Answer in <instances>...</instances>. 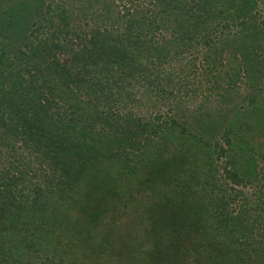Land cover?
<instances>
[{
	"label": "trees",
	"instance_id": "obj_1",
	"mask_svg": "<svg viewBox=\"0 0 264 264\" xmlns=\"http://www.w3.org/2000/svg\"><path fill=\"white\" fill-rule=\"evenodd\" d=\"M55 2L0 1V140L6 139L12 146L7 150L12 159L7 158L0 171V264H88L79 253L84 244L94 242L92 248L99 251L116 248L106 246L108 233L95 234L104 212L92 193L98 178L95 167L115 161H123L128 167L121 155L150 152L155 137L156 158L176 141L188 146L193 144L189 139H195L187 135L184 121L171 118L155 126L125 105L131 101L134 82L139 80L144 83L142 88L160 91L164 98L172 97L177 88V93L187 98L194 94L180 87L189 83L187 77L167 72L165 83L159 84L157 71L146 68L147 64L152 69L165 62L170 64V58H165L169 51L189 54L200 47L205 51L202 67L219 83L229 77L234 84L240 75L256 76V93L244 96L236 117L228 123L222 118L207 122L211 132L202 127L206 135L211 133L210 141L214 143L191 145L188 156L184 152L180 156L193 166L183 171L184 180L187 174H201L197 161L204 156L206 181H212L217 172L215 160L224 159V180L238 187L256 184L255 209L264 210V184L258 186L261 174L254 164L246 171L238 167V155L230 141L237 128L233 124H245V113L255 111L261 118L264 114V29L258 27L264 20L257 0H149L144 6L127 0L120 8L115 7L116 17L109 9L107 14H89L98 21L89 31L77 30L65 4L53 6ZM161 31L170 37L159 46L157 36ZM231 33L235 34L233 38ZM170 47L173 50H167ZM222 57L234 63L233 73L218 68L214 74ZM163 83L172 86L165 89ZM221 89L229 101V84ZM178 136L184 139L177 140ZM112 181H103L102 187L96 181L106 198L115 193ZM89 185L91 188L85 189ZM75 189L79 190V199L73 203H80L76 210L83 213L82 218L71 216L69 212L74 208L65 206ZM182 216L187 221V216ZM177 217L176 213L175 222L160 229L156 247L148 256L151 262L143 264H183ZM216 217L212 227L216 235L207 233L208 238H220V247L234 246L228 257L234 264L253 259L249 251L264 258V249L249 247L254 225L264 222V217L245 220L242 212L232 216L220 205ZM197 221L191 223L192 229L198 228ZM96 238H101L97 246ZM132 252L136 253L135 248ZM133 254L125 252L121 261L132 264L143 255ZM193 257L196 263L203 260ZM206 262L226 264L222 260Z\"/></svg>",
	"mask_w": 264,
	"mask_h": 264
},
{
	"label": "rangeland",
	"instance_id": "obj_2",
	"mask_svg": "<svg viewBox=\"0 0 264 264\" xmlns=\"http://www.w3.org/2000/svg\"><path fill=\"white\" fill-rule=\"evenodd\" d=\"M103 1L56 0L53 6L65 4L63 6L68 10L72 25L77 30L89 31L98 23L97 20L90 18L89 14H107L106 9H109L110 14L116 17L115 7L120 8L123 5L122 2H127V0H105V3ZM133 1L144 6L149 0ZM257 2L259 4V14L263 21L264 0H257ZM109 3L112 4L109 5ZM258 27L264 29V24ZM230 35L233 38L235 34L231 33ZM169 37L170 35L161 31L157 36L160 39L157 44L162 46ZM167 50H173V48L170 47ZM204 52L200 47L192 50L189 54L175 55L169 51L166 53L165 58H170V64L165 62L156 69H152L150 64L145 65L150 72L157 71V75L160 77V79L158 78L159 84L164 82L167 72H170L171 75L178 74V76L187 77L189 83H183L180 87L188 91L193 90L194 94L191 97L187 98L177 93V88L172 97L164 98L160 91H155L153 88L146 86L142 88L144 83L139 80L137 83L134 82L135 88L131 92V101L125 103L127 107L129 105L132 113L145 121H151L155 126L161 125L171 118L186 122L187 135L195 136V139L188 137V139L191 138L189 139L190 142L193 141V144H191L193 147L204 142L212 145L214 141H210L211 133L206 135L202 131V127L211 132L206 123L218 118H222L228 123L230 119L236 117L237 109H240L239 106L245 101L244 96L252 95L257 90L254 87L256 76L248 78L240 75L234 84L231 83L232 79L230 77L229 79L225 78L224 83L223 81L219 83V79H213L214 75L202 67L204 65L202 58ZM222 59V63L216 65L214 74L218 73V68H222L220 70L223 71L227 70V73H233L236 70L234 63H228L224 57ZM228 65L232 69H229ZM152 74L154 76V73ZM226 83L229 84V89L232 90L229 101L223 97V90H220ZM163 86L165 89H169L172 85L167 83ZM199 86H201V89L198 88ZM219 86L221 87L219 88ZM211 87H217V89L211 90ZM177 96L182 97L178 98ZM123 108L124 103L122 110ZM245 114L247 116L245 117V124L241 122L237 124V121L233 124V126L237 125V128H234L235 138L230 140L232 150L238 155L236 156L239 159L238 167L246 171L250 167L252 168L253 164L256 166L257 171L259 170L261 174L258 186H263L264 114L263 118L255 111H248ZM158 116L159 119H157ZM0 134H3L2 127H0ZM180 137L178 136L177 140L184 139ZM156 141L155 137L150 152L146 150L144 154L142 152L123 153L121 159H125L129 163V168L123 161H115L112 164H99L95 167L98 178L95 179L92 193L94 197L98 198L96 201L100 202L104 208V212L100 214L101 220L98 221L99 227L95 230V234L99 236L108 233L110 239L106 246H117L115 249L112 248L113 250L99 251V248H92L95 247L94 242L90 245L84 244L79 252L83 256L81 260L87 261L88 264H120V262L121 264H127L126 261H121V258L125 252H128L130 254L134 253L133 256L143 254L141 257L138 256L132 264L151 262L148 256L156 247L160 229L167 223L175 222L177 213L179 221L175 224L181 231L178 232V235L183 245V255L181 257L183 264H206V260L214 262L222 260L226 264H234V261L228 258L232 256L230 251L235 250L234 246L220 247L218 245V242H221L220 238L218 239V236L217 239L213 238L214 236L208 238L207 233L210 235V232H213L216 235V231L212 227L215 220L218 219L216 216L219 205L224 212H228L232 216H238L242 212L246 216L243 217L245 220L249 218L253 221V216L264 217V210L255 209L257 204L255 188L257 185L238 187L224 180V174H222L224 159L215 160L213 165L217 169L215 179L206 181L207 171L204 164L207 159L204 156L197 161V167L202 170L201 174L198 177L193 173L191 175L187 174L184 180L183 175L185 172L183 171L193 166L187 164L185 158L182 159L180 155L184 152L188 156V150L192 146H183L176 141L174 146L170 149L168 147V150L163 149L162 155L156 158L154 157L155 152L158 151ZM7 143L6 139L4 141L0 140V171L5 166L7 158L12 159L7 154V150L11 149L12 146L9 147ZM15 146L19 147L18 144ZM175 147L176 149H174ZM118 176L119 179L117 180ZM105 180H115V182L112 181L115 193L110 194L108 198H106V193L104 191L100 192V189H97L96 186V181L101 182L102 187ZM178 182L180 183L177 184ZM213 183H215V186ZM188 185L192 188L188 189ZM89 188H91V185L85 187V189ZM85 189L81 190V194H84ZM78 199L79 190L75 189L72 195L67 197L65 206L67 209L74 208L69 212L71 216L82 218L83 213L76 210L80 203H73L74 200L77 201ZM213 202L214 204H212ZM160 212H163L164 215L162 216ZM183 214L184 217L187 216V221L182 220ZM195 219H198L196 222L199 223L196 226L198 228L192 229L194 227L191 223H195ZM251 221L249 222L251 223ZM252 237L254 241L251 240L252 244L249 247L256 251H262L264 249V222L262 220L255 223ZM100 240L101 238H96V246L100 243ZM131 247L135 248L137 254L132 252ZM85 251L88 253L84 254ZM192 254L205 261L202 260L196 263ZM249 255L253 259L248 260L247 258L241 264H264V258L257 257L256 253L249 251Z\"/></svg>",
	"mask_w": 264,
	"mask_h": 264
}]
</instances>
